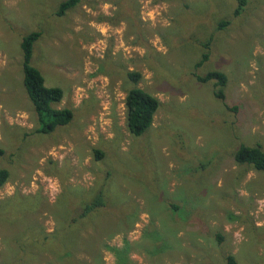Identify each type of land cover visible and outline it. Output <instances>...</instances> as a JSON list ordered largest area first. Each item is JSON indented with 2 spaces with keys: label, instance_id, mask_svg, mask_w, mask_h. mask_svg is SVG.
Wrapping results in <instances>:
<instances>
[{
  "label": "rangeland",
  "instance_id": "1",
  "mask_svg": "<svg viewBox=\"0 0 264 264\" xmlns=\"http://www.w3.org/2000/svg\"><path fill=\"white\" fill-rule=\"evenodd\" d=\"M63 1L0 0V264H264V172L233 158L240 145L264 149V0L236 18L231 0H82L59 14ZM223 17L233 25L217 32ZM32 31L31 64L72 114L48 133L22 83ZM213 70L226 75L223 100L195 78ZM128 71L160 101L140 136L126 126ZM101 185L105 206L78 229L71 261L28 233L53 230L52 215L14 220L6 202Z\"/></svg>",
  "mask_w": 264,
  "mask_h": 264
},
{
  "label": "trees",
  "instance_id": "2",
  "mask_svg": "<svg viewBox=\"0 0 264 264\" xmlns=\"http://www.w3.org/2000/svg\"><path fill=\"white\" fill-rule=\"evenodd\" d=\"M81 1L64 0L59 5L58 13L65 12L67 9L80 4ZM231 1L233 6L232 14L230 15L231 18H236L241 15L254 2V0ZM230 17H223L216 21L215 29L217 32H225L228 26L233 25ZM215 33L211 32L208 34V39L203 45L204 52L201 54V59L196 62V67L208 60L210 43L216 40ZM37 37L38 33L32 31L24 35L21 39L22 82L37 116L39 123L38 131L48 133L57 126H63L69 123L72 114L67 108L59 109L53 107L52 104L60 101L62 90L59 87L46 86L44 77L40 71L31 64L33 43ZM127 77L132 83V87L126 91L124 98L126 126L131 135L140 136L151 126L160 101L136 85L140 78L138 72L128 71ZM195 78L199 82L213 81L214 96L222 100L225 98L223 88L226 84V75L222 71H209L203 76L196 75ZM1 154L2 149L0 148ZM94 156L96 160H100L102 153L99 150H94ZM233 158L238 164H243L256 171L264 172V149L258 145H240L235 149ZM7 179L8 171L5 168H0V187L3 186ZM80 189H78V192H75L72 189L62 187L61 192L51 204L47 202L46 198L39 191L36 194H30L28 196H22L17 193L6 200V202L10 201L13 205L12 207L15 210L12 213L14 220L16 216H21V214L23 215L22 218L27 215L35 216L42 209L44 213L52 215L57 224L53 230L43 232L33 225V231H28V233L32 235L33 245L35 243V246H42L47 254L56 256L57 260L66 261L62 258H68L67 261H71L73 259L74 249L81 243L82 239H85L80 236L78 229L90 217L93 218L94 216L100 215L106 203L103 185L97 186L93 192H87L86 189L82 188ZM79 208H81V212L77 213ZM176 208V205H174L173 209L176 210ZM23 251L26 252L24 254L26 256L28 253L27 250L24 249ZM44 258L46 259V257ZM226 262L227 264H236L232 255L227 256ZM46 264H51V261H47Z\"/></svg>",
  "mask_w": 264,
  "mask_h": 264
},
{
  "label": "crops",
  "instance_id": "3",
  "mask_svg": "<svg viewBox=\"0 0 264 264\" xmlns=\"http://www.w3.org/2000/svg\"><path fill=\"white\" fill-rule=\"evenodd\" d=\"M23 83V82H22Z\"/></svg>",
  "mask_w": 264,
  "mask_h": 264
}]
</instances>
